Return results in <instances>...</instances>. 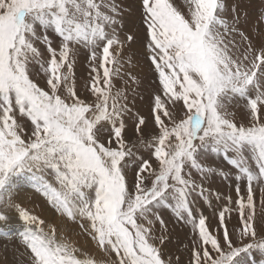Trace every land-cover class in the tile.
<instances>
[{"label":"snow or ice","instance_id":"1","mask_svg":"<svg viewBox=\"0 0 264 264\" xmlns=\"http://www.w3.org/2000/svg\"><path fill=\"white\" fill-rule=\"evenodd\" d=\"M139 4L157 85L148 138L129 96V82L140 81L126 59L136 36L123 32L124 0H0V224L9 212L23 222L24 264H106L74 230L110 264H180L166 250L163 210L191 226L187 264H248L254 250L264 254V33L257 47L240 27L239 4L227 0ZM82 52L90 68L83 97ZM214 155L232 170L236 193L224 197L215 229L193 206L196 196L211 204L210 176L229 179L210 163ZM24 182L63 220L59 228L17 202Z\"/></svg>","mask_w":264,"mask_h":264},{"label":"rangeland","instance_id":"2","mask_svg":"<svg viewBox=\"0 0 264 264\" xmlns=\"http://www.w3.org/2000/svg\"><path fill=\"white\" fill-rule=\"evenodd\" d=\"M178 7H182V0H174ZM126 5V14L124 17V34H134L136 36V40L131 44L130 48L127 50L126 59L132 60V71L133 73L139 78V84H132L129 82L128 87L129 89H135V91H129V96H135V107L133 108L134 112H138L139 114L145 116L148 120V125L144 129V136L145 138L149 137V134L154 131L153 128V118L151 115V107H152V100L153 95L157 89V85L153 84V80L155 78L153 71L151 70V66L149 62L146 60L144 56V39H145V31L144 26L141 23V15H140V4L139 0H124ZM228 5L232 4H239L240 12H241V22L240 27L244 30L250 37H254V43L257 47L261 43L260 33H264V25H260L257 23L258 20L264 18V0H227ZM183 10L186 11V8ZM38 70V69H37ZM89 72L90 68L88 65L87 60V53L82 52L76 62L75 65V77H76V87L78 94L82 97L85 95V84L89 82ZM36 82H38L41 86L44 85L45 81L42 78V75L33 74L32 77ZM240 107H243L244 101L238 102ZM239 119V116L237 117ZM126 136L129 138L130 141L135 142L137 140V135L135 132L134 127V118H129L127 120V131ZM145 154L147 150L141 149ZM213 163L214 166H218L220 169H223L226 173H229V179H224L219 175L210 176L207 180L203 182L204 187L206 189L205 195L209 196L211 204L202 203V201H206L204 198L200 196H196L194 199V207L196 210H201L203 215L208 217L207 223H209L213 229L217 227L218 224V211L225 203L224 197L231 196L233 199L236 198L235 193V184L232 183V170L227 165L225 160L223 159L222 155H214L210 161ZM132 173L129 172V182H131ZM27 185L28 187L32 186L29 183L18 184V192L17 196L21 195L23 192L24 186ZM242 194L245 191V186L241 184ZM33 193H30L29 197L34 195L36 198H27L22 204L24 207L36 213L42 218L46 217L43 210L46 212L51 211L53 212L50 207L47 205L45 199L33 189H31ZM215 193H220L221 199L217 200ZM39 197V198H38ZM23 198V197H22ZM17 199V198H16ZM31 200V201H30ZM39 200V202H38ZM41 200V201H40ZM43 200V201H42ZM21 201V200H20ZM19 202V201H17ZM35 202V203H34ZM20 203V202H19ZM36 204V206H35ZM40 205V206H39ZM44 205V206H43ZM47 205V207H46ZM257 205L259 207V191L257 186ZM35 207V208H34ZM39 207V208H38ZM38 210V211H37ZM169 213V217L171 222L178 223L175 219L174 214L171 213L170 210H165ZM163 211V213H165ZM54 214V213H53ZM8 215L10 216L9 221L5 226H0L2 229V233H0V264H24L26 257L21 255L24 252L22 245L20 244V237L19 232L23 230V222L20 221L15 212H9ZM55 219L58 222L63 221L61 218L55 216ZM16 221V222H15ZM18 225H17V224ZM61 222L60 224H62ZM180 223V222H179ZM237 223L236 214H232L231 221L228 224L229 230L233 228ZM14 224V225H12ZM181 226L178 228V233L173 234V238L175 235V239H179L176 242V246L179 248L180 257V264H187V261L190 257L189 248L191 247L190 241L192 237V229L189 225H183L180 223ZM17 225V226H16ZM14 227H17L15 229ZM169 229V228H168ZM74 240H76V236L78 240H83L85 242V238L79 237L77 235V231L74 230L73 232L69 233ZM222 235V230H221ZM260 236L264 237V232L259 233ZM90 242V241H89ZM87 242V243H89ZM247 239L242 242L237 243V246H242V244L248 243ZM93 245V249L97 248ZM82 243H79L81 246ZM90 245V244H88ZM90 245V246H92ZM187 246V247H186ZM19 250V251H18ZM88 255L92 258L97 260L104 259L106 264H110L111 258H106L103 256L102 253H91L86 250ZM95 251V250H94ZM182 251V252H181ZM248 260V264H261L264 261V254H261L259 251H253L251 257L246 258Z\"/></svg>","mask_w":264,"mask_h":264},{"label":"bare ground","instance_id":"3","mask_svg":"<svg viewBox=\"0 0 264 264\" xmlns=\"http://www.w3.org/2000/svg\"><path fill=\"white\" fill-rule=\"evenodd\" d=\"M26 183V182H25ZM32 188L31 187H28L27 185H25L24 186V188L22 189L23 190V192H22V194L21 195H19V196H16V198H17V201H19L21 204H24V201L28 198H32L33 197V199H35L36 198V196H35V193H34V195H32V197H29L31 194L30 193H33L32 192V190H31ZM28 194H30V195H28ZM23 197V198H22ZM39 198V197H38ZM27 199V200H28ZM21 200V201H20ZM31 201V200H30ZM41 201V200H40ZM43 201V200H42ZM38 202H39V200H38ZM208 201H202V203H207ZM35 203V202H34ZM44 203H46V202H43V204ZM207 204H209V203H207ZM35 206H36V204H35ZM40 206V205H39ZM44 206V205H43ZM46 207H47V205H46ZM35 208V207H34ZM39 208V207H38ZM38 211V210H37ZM163 211H165V210H163ZM163 211H162V215H163V217H164V219H165V221H166V223H167V225H168V227H167V229L165 230L166 231V234H170V239L168 240V242H167V244H166V250L168 251V252H170V253H173V254H175V255H178V253H179V248L176 246V242L177 241H179V239L180 238H178V239H175V235H174V238H173V234H176V233H178L179 231H178V228L177 227H180L181 226V224L178 222V223H175V222H171V219H170V217H169V213L167 212V211H165V213H163ZM198 213H202L201 212V210H200V212H199V210H196ZM43 212H44V214L46 215V217H44V219H46V220H48V221H51V222H53V223H55L56 225H57V227L59 228L62 224H60L61 222H63V221H61V222H58L57 223V221H56V219H55V215L53 214V212H51V211H49L48 210V212H46V210H43ZM34 213H36V211L34 212ZM38 214V213H37ZM203 214V213H202ZM59 218V217H58ZM16 222V221H15ZM209 222V221H208ZM17 224V223H16ZM12 225H14V224H12ZM18 225V224H17ZM16 225V226H17ZM0 226H5L4 224H0ZM7 226H8V224H7ZM15 226V225H14ZM10 226H8V228H9ZM15 229H17V227H14ZM169 228V229H168ZM180 233V232H179ZM76 238V240H78V238H77V236L75 237ZM79 241V243H82L83 242V244H81V247H83L85 250H88L89 252H91V253H98L99 251L98 250H96L95 248L93 249V245L89 242V243H85L83 240L81 241V240H78ZM88 244H90V245H92V246H90V245H88ZM95 250V251H94ZM182 252V251H181ZM178 256H181L180 254L178 255Z\"/></svg>","mask_w":264,"mask_h":264}]
</instances>
